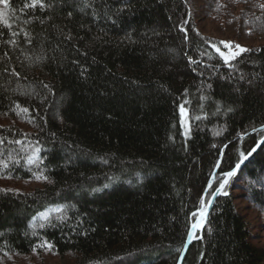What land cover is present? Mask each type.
<instances>
[{
    "label": "trees",
    "instance_id": "16d2710c",
    "mask_svg": "<svg viewBox=\"0 0 264 264\" xmlns=\"http://www.w3.org/2000/svg\"><path fill=\"white\" fill-rule=\"evenodd\" d=\"M26 2L0 23V257L177 264L221 156L206 206L264 138L237 139L264 126V46L213 47L264 43V0ZM225 191L184 264H264V146Z\"/></svg>",
    "mask_w": 264,
    "mask_h": 264
},
{
    "label": "snow or ice",
    "instance_id": "6c2138e0",
    "mask_svg": "<svg viewBox=\"0 0 264 264\" xmlns=\"http://www.w3.org/2000/svg\"><path fill=\"white\" fill-rule=\"evenodd\" d=\"M0 3L3 4V11H0V23L4 24L5 26L11 28V24L9 23L8 20V9H9V3L8 0H0ZM37 6L43 8L45 7L43 0H28V2H26L24 4V8H36ZM182 31H185V33L187 32L186 29L182 28ZM19 33H13V35H18ZM25 36L27 37V33H25ZM29 43H31L30 40H28ZM221 44L223 45L224 49L227 50V52L225 51H221L220 47H217L216 45H213V47L215 48V51L220 55V57L224 60L225 64H229V61L231 59H235V57L237 55H239L240 53L246 52L248 51L247 49L241 47L240 45H235L231 42H224L222 41ZM210 87V86H209ZM203 99V97H202ZM187 101L184 102V104H186ZM184 104H181L179 106V112H180V117H181V126L185 129L184 131V135L187 136L189 131H190V123L188 120V114H187V110L184 107ZM17 108H20V105L16 106ZM23 113H28V109L27 108H22L20 109ZM219 111V108L217 109ZM229 111H231V109H229ZM201 116H196L195 119L199 120L201 119ZM206 118V116L204 117ZM218 134V133H217ZM16 143L20 144L23 143L22 141L17 140ZM260 143H264V140L260 141ZM40 149L37 147L35 149V152L33 154V157L29 158V163H32L34 159H38L37 156H35V153H39ZM244 159H247L246 156H241V161H243ZM18 163V161H17ZM0 166H2L3 168L7 169L8 168V163L4 162V161H0ZM240 167V163L238 162L236 165V169L232 170V171H228L227 173L224 174V179L221 181V183L219 184L218 188L216 189V193H214L213 198L215 196V194H223V195H228V193L224 190L226 185L229 183V179L234 177L237 174V169H239ZM7 178H11V177H7ZM35 179L36 180H43V181H48V177L44 176L43 174H38L35 175ZM50 182V181H49ZM108 185H105V187H107ZM209 187H211V185H209ZM96 191H98V189H96ZM202 205H203V201H201ZM206 211V209H205ZM50 212H57V213H61L64 212L65 214L62 216H58L57 219H59L61 222L67 220V215L65 212V206H60L57 207L55 209H50L49 211L40 213V219L42 221H49V216H50ZM196 215V214H194ZM201 216V223L203 222L204 219V214L200 213L199 214ZM201 225L199 224H193L192 225V229H193V233L195 232V230L200 227ZM41 227H43V224H41ZM37 247H41L44 248L46 251H51L52 250V245L48 242V241H42L41 244L37 245ZM5 255H7V253H5Z\"/></svg>",
    "mask_w": 264,
    "mask_h": 264
},
{
    "label": "water",
    "instance_id": "95a60500",
    "mask_svg": "<svg viewBox=\"0 0 264 264\" xmlns=\"http://www.w3.org/2000/svg\"><path fill=\"white\" fill-rule=\"evenodd\" d=\"M260 132H264V126L258 128V129H255V130H253V131H251L249 133H246L245 135H241L237 139H243V138H246L248 136H251L253 134H257V133H260ZM262 140H264V138ZM263 146H264V143H260L259 142L256 145V147L249 153V155L246 156L247 159H244L243 161H241L239 169L236 170L237 171V174L234 177L238 176L242 172V170L244 169V167L259 153V151L263 148ZM222 157L223 156H221V160L219 161V164L216 167L215 172L213 173V175L211 177V180L209 182V185H211V187H209V185H208V187H207V189L205 191V194H204V197H203V206H202V209L199 210L198 212H196L195 213L196 215H194V216H196V220H195V222L193 224H199L201 226L198 227L195 230V232L193 233V229H192V225L193 224L191 225V228H190V231H189V235L187 237L185 246H184L183 251H182V253H181V255H180L179 259H178L177 264H184L185 258L187 256V254H188L191 246L202 237V235L204 233V228H205V226L208 223V220L210 218L211 212H212V210L214 208V205H215L216 201L220 197L225 196L223 194H215L214 198L212 196V198L210 199L208 205L206 206V198H207V195H208L210 189L212 188L213 183H214V181L216 179L217 172L219 171V168H220V165H221ZM235 169H236V167H235ZM234 177H232V178H234ZM232 178L229 179V182H230V180ZM227 185H226V187H227ZM226 187H225V189H226ZM215 193H216V191H215ZM205 209H206V211H205ZM200 213H203L204 214V219H203V222L202 223H201V216L199 215Z\"/></svg>",
    "mask_w": 264,
    "mask_h": 264
},
{
    "label": "rangeland",
    "instance_id": "374dc122",
    "mask_svg": "<svg viewBox=\"0 0 264 264\" xmlns=\"http://www.w3.org/2000/svg\"><path fill=\"white\" fill-rule=\"evenodd\" d=\"M240 46L245 48V49H247L248 51H250L251 48H261V46H264V43L263 42L262 43L261 42H257V43H255L253 45H240ZM221 51L227 52V50L224 49L223 46L221 48ZM244 53L245 52L240 53L239 55H237L235 57V59H231L229 61V64L234 62L237 58L242 56ZM184 131H185V129H184ZM186 137H189V133H188V135ZM241 205H243V203H241ZM242 209H243V212H244L245 216L247 217L248 221H250L252 223V225H255L253 229H254V233L256 235L255 238H256L257 242L263 244L264 243V229L262 228L261 225H259V223H257L256 216H255V214L254 215L252 214V212L250 211L249 207H245V208L242 207ZM48 254H46L44 256V258H42V261L43 260L45 261L46 259L50 258V256ZM54 262L56 263V261H52V263H54ZM39 263H41V262H39ZM0 264H38L37 255H33L31 257H21V256H14V255L8 256V257H0Z\"/></svg>",
    "mask_w": 264,
    "mask_h": 264
}]
</instances>
